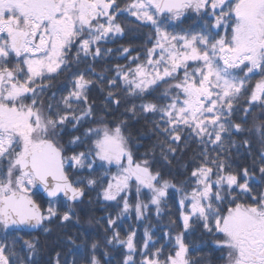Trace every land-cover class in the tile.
Masks as SVG:
<instances>
[{"label": "snow or ice", "instance_id": "obj_1", "mask_svg": "<svg viewBox=\"0 0 264 264\" xmlns=\"http://www.w3.org/2000/svg\"><path fill=\"white\" fill-rule=\"evenodd\" d=\"M189 13L197 29L180 27ZM137 22L143 51L106 47ZM114 55L126 63L108 67ZM139 119L156 143L137 156L126 129ZM193 144L183 179L154 169L157 150L171 163ZM241 148L251 168L233 164ZM90 193L115 212L97 223L122 264H200L194 227L221 264H264V0H0V264H40L35 234ZM170 201L178 216L159 235L150 214ZM133 214L139 240L120 231ZM98 248L49 264H101Z\"/></svg>", "mask_w": 264, "mask_h": 264}, {"label": "trees", "instance_id": "obj_2", "mask_svg": "<svg viewBox=\"0 0 264 264\" xmlns=\"http://www.w3.org/2000/svg\"><path fill=\"white\" fill-rule=\"evenodd\" d=\"M120 2L123 4L124 0H120ZM128 20L134 21V18L128 17ZM201 23L202 22L196 18L194 14L189 13L183 18V23L180 27L184 29H197ZM125 28V35L122 38H118L116 42L107 44L106 47L112 48L114 52L121 46L131 47L133 49V54H135L136 51H143V44L146 42L150 28L148 26H140L138 22L135 24H126ZM116 62L126 63L122 57L114 55L108 58L107 66L111 67ZM104 63V61H100L97 64L98 71ZM92 95L96 99L97 110L99 111L102 97L97 92H93ZM123 112L124 108L121 107L116 112L111 113L108 117L110 122L120 119ZM249 119L251 120V117ZM126 132L130 134L131 146L134 151H136L137 156L144 154L156 143V138L151 131V124L143 119L129 120V127L126 129ZM252 147L255 153L258 145L254 138ZM193 148H195L194 144L187 149L182 157L178 156L177 159L172 160L171 163L163 160L157 150L153 163L154 169L158 168L165 178L174 177L178 182L184 178L185 174L182 165L189 162ZM232 162L239 167L248 166L251 168L252 166V160L247 156L243 148L240 149L239 154L234 150ZM90 199L92 201L91 203H89ZM103 204V201H96L94 193H90L84 198L82 203H78L75 206V214L72 221L64 225H61L59 222H53L49 225L51 232L48 234L38 231L35 235L39 240L40 264H49L50 258L53 257L57 251L61 252L62 258H66L70 262L73 259L74 253H78L80 250L87 252L90 250V245L94 241L99 243L97 255L101 259V264H108L109 261L110 264H122L123 249L106 245V223H97L101 218H105L109 212L115 215L114 210L111 208L106 211ZM169 213H171L172 218L178 216L174 201H170V208L162 213L160 221L155 219L154 214H150L152 217L151 225L159 235H162L161 230L165 229L169 224ZM119 223L122 235L132 226L137 231V239H141L145 227L144 221H136L133 214L131 219L125 217L124 220ZM68 237H72V239L75 240L74 245L68 242ZM186 242H188L192 248L197 249L192 252V254L195 259L200 261V264H221L220 253L215 250L211 237L202 234V230L194 227L191 230V234L187 236ZM192 248H190V252ZM70 249L71 251H69ZM105 251L109 252L107 259L103 255ZM76 259H80L79 255L76 256Z\"/></svg>", "mask_w": 264, "mask_h": 264}]
</instances>
